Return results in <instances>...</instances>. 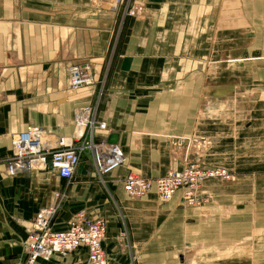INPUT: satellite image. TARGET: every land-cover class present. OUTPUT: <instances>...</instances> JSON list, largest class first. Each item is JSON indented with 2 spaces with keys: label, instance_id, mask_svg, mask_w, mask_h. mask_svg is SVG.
<instances>
[{
  "label": "crops",
  "instance_id": "1",
  "mask_svg": "<svg viewBox=\"0 0 264 264\" xmlns=\"http://www.w3.org/2000/svg\"><path fill=\"white\" fill-rule=\"evenodd\" d=\"M144 3L149 15L127 21L107 81V102L98 112L106 123L101 134L106 140L117 136L125 163L99 180L85 150L67 180L48 170L8 176V137L29 125L52 136L72 135L74 107L90 104L95 94L114 13L94 7L91 0H0V264L24 257L29 224L59 195L51 228L66 229L79 211L89 219H104L107 264H202L204 230L191 220L194 210L216 205L211 203L213 179L201 183L197 192L206 201L193 209L182 204L180 193L166 203L159 202L154 190L131 198L123 190V178L129 172L149 178L164 175L178 164L176 153L193 145L187 134L211 137L214 144L205 161L230 165L235 152L244 151L237 142L250 149L251 113L206 118L198 111L204 87L184 76L197 41L219 39L224 0ZM257 3L264 7V0ZM226 6L229 14L233 9L235 17L243 15L238 23L245 31L243 7L229 1ZM250 32L242 40H251ZM74 62L89 65L94 83L69 92L64 69ZM86 254L81 247L64 258L54 255L36 264H75Z\"/></svg>",
  "mask_w": 264,
  "mask_h": 264
},
{
  "label": "rangeland",
  "instance_id": "2",
  "mask_svg": "<svg viewBox=\"0 0 264 264\" xmlns=\"http://www.w3.org/2000/svg\"><path fill=\"white\" fill-rule=\"evenodd\" d=\"M227 1L243 7L248 24L245 31L243 23H238L243 21V15L235 17L233 9L229 14ZM258 1L224 0L225 7L221 9L225 14L221 17L223 24L220 25L219 39H199L197 49L189 53L188 67L184 72L187 81H195L204 87L198 109L200 114L204 113L209 118L218 113L229 116L224 113L249 111L248 119L253 123L250 149L237 142L236 147L245 152L236 149V159L230 165L205 161L214 144L208 136L187 134L193 145L176 153L178 165L193 161L202 169L219 167L229 174L228 179L219 177L212 180L215 194L211 203L216 205L193 208L196 209L195 220L191 221L202 225L204 230L202 264H264V7L259 6ZM137 2L145 5L144 0H121L115 9L113 0H91L94 7L108 10L115 16L101 74L90 103L97 116L99 108L107 102V81L123 41L127 21L149 15H130L131 7ZM249 28L252 39L242 40ZM203 138L210 144L201 143ZM97 177L99 180L105 178Z\"/></svg>",
  "mask_w": 264,
  "mask_h": 264
},
{
  "label": "built area",
  "instance_id": "3",
  "mask_svg": "<svg viewBox=\"0 0 264 264\" xmlns=\"http://www.w3.org/2000/svg\"><path fill=\"white\" fill-rule=\"evenodd\" d=\"M120 2L113 0L115 9ZM129 13L137 17L147 14L148 9L142 2H137ZM67 72L69 86L74 87L71 90L94 83L90 68L84 64H69ZM73 125L74 128L80 126L81 131L73 132L70 136L48 135L36 125L11 133L8 137L10 153L5 160L6 174L15 176L34 170H48L69 180L85 150L90 151L95 173L100 178L125 163L122 148L117 143L107 142L101 134L106 130V123L98 118L90 104L74 108ZM219 177L229 178L226 169H202L196 162L186 161L155 178L129 172L123 178L122 186L131 198L143 197L154 190L161 203L170 201L176 193H180L182 204L194 207L206 201L198 196L201 183L205 179ZM61 197L59 195L57 201L36 213L22 242L24 257L13 264H36L38 260H50L54 255L64 258L81 247L86 249V257L75 264H107V254L102 244L106 232L104 219H89L79 211L66 229L54 231L51 228Z\"/></svg>",
  "mask_w": 264,
  "mask_h": 264
},
{
  "label": "bare ground",
  "instance_id": "4",
  "mask_svg": "<svg viewBox=\"0 0 264 264\" xmlns=\"http://www.w3.org/2000/svg\"><path fill=\"white\" fill-rule=\"evenodd\" d=\"M75 64H79V65H82V64H84V65H86V66H88L89 67V65L87 64V63H83V62H74ZM70 64H73V63H70ZM69 65V64H68ZM90 68V67H89ZM67 69H66V77H67V85H68V87L70 88V89H73L74 87H71V86H69V82H68V76H67ZM90 76H92V73H91V70H90ZM92 78H93V76H92ZM94 81V80H93ZM84 86H87V85H84ZM76 89V88H75ZM81 131V127L80 126H76L75 128H74V132L75 133H79ZM42 140H43V137H42ZM187 143V142H186ZM208 179H214V178H208Z\"/></svg>",
  "mask_w": 264,
  "mask_h": 264
},
{
  "label": "water",
  "instance_id": "5",
  "mask_svg": "<svg viewBox=\"0 0 264 264\" xmlns=\"http://www.w3.org/2000/svg\"><path fill=\"white\" fill-rule=\"evenodd\" d=\"M71 91H74V90H69V92H71ZM116 140H117V136L115 134H111V135H109L107 142L116 143Z\"/></svg>",
  "mask_w": 264,
  "mask_h": 264
}]
</instances>
